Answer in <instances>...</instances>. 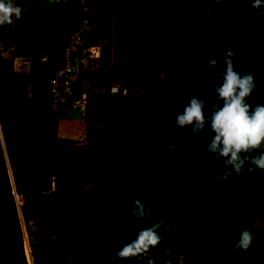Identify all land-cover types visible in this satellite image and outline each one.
I'll use <instances>...</instances> for the list:
<instances>
[{"label": "trees", "instance_id": "obj_1", "mask_svg": "<svg viewBox=\"0 0 264 264\" xmlns=\"http://www.w3.org/2000/svg\"><path fill=\"white\" fill-rule=\"evenodd\" d=\"M19 6L21 19L0 27V53L13 52L9 58L0 54V264H182L184 256L192 264H264V208L256 216L150 211V218L138 219L133 210L107 207L110 100L100 91L111 74L112 53H171L187 18L202 8L217 12V53L231 47L235 55L264 56V5L257 10L251 0H19ZM88 10L86 44L100 47V62L85 77L88 87L76 84L55 112L49 77ZM14 61L22 67L14 68ZM77 106L82 117L71 118ZM64 132L77 133L81 153L55 150ZM31 149L42 158L51 188L29 170L25 157ZM59 169L80 174L83 189L67 191ZM15 194L30 204L27 213L17 210ZM261 201L263 207L264 195ZM160 219L172 228L167 234L159 230L162 258H116ZM244 229L253 233L247 254L233 249ZM208 244L217 260L197 250Z\"/></svg>", "mask_w": 264, "mask_h": 264}, {"label": "rangeland", "instance_id": "obj_2", "mask_svg": "<svg viewBox=\"0 0 264 264\" xmlns=\"http://www.w3.org/2000/svg\"><path fill=\"white\" fill-rule=\"evenodd\" d=\"M199 11V15L205 14L206 9ZM210 35L213 42L212 29ZM10 53L13 52L3 50L0 54L9 58ZM213 58L221 65L219 69L209 67L207 62ZM226 58V55L214 50L204 52L196 33L185 27L171 53H112L113 77L105 78L103 83L117 82L130 92L138 93L126 97L113 95L109 99L108 208L116 209L122 200L136 198L151 212L223 213L225 207L223 214L226 215L240 212L245 216H256L264 208L261 201L264 195L263 170L258 169L260 172L257 176L260 179L256 189L246 192L248 195L253 194V201H223V197L220 201H215V197L223 195L220 190L223 189V179L214 178L222 176L228 168L225 167L223 158L205 152L213 134L204 130L210 129V125H206L196 135L191 134L192 126L182 128L186 134L176 132V117L183 113L190 98L205 97V116L210 115L211 106L218 100L215 88L222 83ZM232 59L234 71L240 75L248 72L255 74L257 87L246 98V103L253 109L257 104L264 105V56H259L258 59ZM13 67L21 68L22 62L14 61ZM219 103L222 106L223 102ZM70 117L81 118L82 106L73 108ZM77 139L76 132H64L61 143L81 146ZM170 143L177 148L170 150ZM25 158L28 166H37L39 163L36 150L31 149ZM248 165H251L250 162H246L245 168ZM60 174L63 175L62 184L67 191L75 193L83 189L80 174L63 170ZM180 176L185 177L184 182L180 183ZM227 184L231 183H225ZM14 197L17 210L21 206L27 213L30 204L20 195L15 194ZM173 197L192 200L191 205L183 207L184 205L175 204L178 208L175 209L172 205L163 204L173 203ZM134 207V203L131 204V209L134 210ZM197 250L211 261L217 257L212 244L198 246ZM153 253L162 258L163 248L159 245L146 254ZM146 254L140 257L143 258ZM217 259L218 257L215 260ZM182 264L192 262L184 256Z\"/></svg>", "mask_w": 264, "mask_h": 264}, {"label": "clouds", "instance_id": "obj_3", "mask_svg": "<svg viewBox=\"0 0 264 264\" xmlns=\"http://www.w3.org/2000/svg\"><path fill=\"white\" fill-rule=\"evenodd\" d=\"M31 2V0H25ZM58 2V0H49ZM207 3V0H204ZM218 3L221 0H217ZM231 3H240L242 0H230ZM262 0H251L253 9H261ZM24 9L19 6V0H0V27L11 25L13 18L20 20ZM264 14V13H262ZM235 55L231 47L226 51V59L223 63L222 83L215 88L218 100L211 106L210 115L205 116L206 99L197 97L190 98L182 114L176 117V127L184 128L192 126V135L199 134L206 125L210 124V132L213 134L206 146V153L225 160V167L230 168L216 180H227L235 173L237 176L243 174L246 162L254 167H248L249 173L254 169L264 170V153L258 156L249 157V153L260 149L264 144V105L257 104L254 109L246 103L257 87L255 74L248 72L240 75L234 71L233 59ZM209 67L219 69L221 65L216 59L208 60ZM220 101L223 102L220 106ZM168 148H177L174 144H168ZM183 150V149H182ZM204 152V153H205ZM179 154V153H178ZM244 154V155H242ZM134 210L132 215L138 219L146 216L150 218L151 212L138 199H134ZM163 228L165 234L172 231L170 225L164 219H160L148 228L142 229L135 239L123 245L116 253L119 260H127L143 256L151 249L156 248L162 241L159 230ZM253 243V233L248 229L240 232L237 242L234 244V252H249ZM147 264H154L149 260Z\"/></svg>", "mask_w": 264, "mask_h": 264}, {"label": "built area", "instance_id": "obj_4", "mask_svg": "<svg viewBox=\"0 0 264 264\" xmlns=\"http://www.w3.org/2000/svg\"><path fill=\"white\" fill-rule=\"evenodd\" d=\"M92 28L91 11L82 18L80 25L73 29L68 36L65 48L61 54V64L49 77L52 107L59 112L66 100L74 94V86L88 87L85 77L93 72L100 62V47L86 44ZM106 96L126 97L138 91L130 92L117 82H112L100 90Z\"/></svg>", "mask_w": 264, "mask_h": 264}, {"label": "crops", "instance_id": "obj_5", "mask_svg": "<svg viewBox=\"0 0 264 264\" xmlns=\"http://www.w3.org/2000/svg\"><path fill=\"white\" fill-rule=\"evenodd\" d=\"M225 55L226 54H223V56H225ZM233 57H247V58L248 57L249 58L250 57H255L257 59L259 58V56H251V55H234ZM111 75H112V72H111V74H110L109 77H113ZM104 80H103V82H104ZM107 85L108 84H104L103 83V86L104 87H106ZM108 98L110 99V97H108ZM173 120H175V119H173ZM178 129H180L181 132ZM178 129L176 131L177 134H182V133L186 134L183 131V129H181V128H178ZM206 131H210V129H205L204 132H206ZM109 141H110V132H109ZM82 149H83L82 148V143H81V146H78V145L75 146V145H73V143L69 145L68 143H61L60 142V144H58V145L55 146V150L56 151H66V150H69V151H72V152H75V153H81L82 152ZM261 153H264V145L261 146L260 149L254 150V151H252V153H249L247 155H249V157H254V156L260 155ZM38 156H39V154H38ZM248 167H253V166L248 165L246 168L244 167L243 174L240 175L241 178L239 176H237L235 173H233L234 175L230 176L227 180H223V189H220L223 192V195H220L219 197H215L214 200L215 201H220L221 197H223V201H253V200H251V198L253 197V194L252 195H248L246 192H249V191H252V190H255L256 189L255 186H256L258 180L260 179L257 176V174H259L260 171H258V169H254L253 172L249 173L247 171V168ZM229 169L230 168H228V171H229ZM61 170L66 171L64 169H59V171H61ZM263 173H264V170H263ZM180 177H181L179 179L180 180V183L181 182H184L185 181L184 180L185 177H183V176H180ZM225 183H231V184L225 185ZM263 183H264V179H263ZM247 187L250 188V190ZM191 201L192 200H182L180 197H173V203H163V204H165V205H172L173 208L178 209L177 207H175V206H177L175 204H178V206L179 205L180 206L181 205L182 206L184 205L183 207H185V206H190L191 205ZM133 203H134V200H122V203H120L117 206V208L116 209H113V210H120V209L127 210V209H131V204H133ZM249 206H251V203L250 202H249ZM131 210H133V209H131ZM250 210H251V212L253 211L252 208ZM225 211H226V208L224 207L223 208V213H225ZM182 212L183 213H192V212H185V211H182ZM239 213L236 214V215H243V214H239ZM245 214L247 215V214H250V213H245ZM252 216H254V215H252Z\"/></svg>", "mask_w": 264, "mask_h": 264}, {"label": "water", "instance_id": "obj_6", "mask_svg": "<svg viewBox=\"0 0 264 264\" xmlns=\"http://www.w3.org/2000/svg\"><path fill=\"white\" fill-rule=\"evenodd\" d=\"M217 17V12L209 11L205 14L194 15L187 18L184 27L188 30L194 31L198 37L199 43L204 52H211L213 42H211V29L214 33V20ZM30 87H27L29 92ZM39 163L37 166H29V170L39 179L41 184L47 185L49 188L52 186L50 176L48 175L47 169L43 163L42 158L39 155ZM16 204V203H15Z\"/></svg>", "mask_w": 264, "mask_h": 264}]
</instances>
